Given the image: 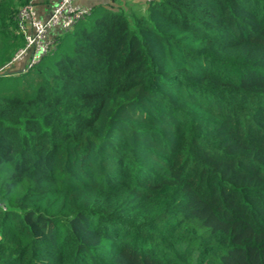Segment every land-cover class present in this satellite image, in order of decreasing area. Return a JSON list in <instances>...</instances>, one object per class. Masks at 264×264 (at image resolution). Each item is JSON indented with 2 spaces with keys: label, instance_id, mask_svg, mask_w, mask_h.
I'll return each mask as SVG.
<instances>
[{
  "label": "trees",
  "instance_id": "16d2710c",
  "mask_svg": "<svg viewBox=\"0 0 264 264\" xmlns=\"http://www.w3.org/2000/svg\"><path fill=\"white\" fill-rule=\"evenodd\" d=\"M139 4L0 72V264H264V0Z\"/></svg>",
  "mask_w": 264,
  "mask_h": 264
},
{
  "label": "built area",
  "instance_id": "2783aa9c",
  "mask_svg": "<svg viewBox=\"0 0 264 264\" xmlns=\"http://www.w3.org/2000/svg\"><path fill=\"white\" fill-rule=\"evenodd\" d=\"M35 2L27 0L17 11L16 27L22 33L24 43L0 68L1 72H13L38 63L53 46L55 35L51 31L67 30L89 10L76 0H58L49 14L42 18L37 14Z\"/></svg>",
  "mask_w": 264,
  "mask_h": 264
},
{
  "label": "crops",
  "instance_id": "0c3cea01",
  "mask_svg": "<svg viewBox=\"0 0 264 264\" xmlns=\"http://www.w3.org/2000/svg\"><path fill=\"white\" fill-rule=\"evenodd\" d=\"M58 0H36L35 5H36V10H37V14L44 18L46 17L51 8L54 6V4L57 2ZM79 4L90 8L95 4H106L108 5V3L110 2H115V1H119V0H76ZM122 2H124V0H120ZM131 1V0H130ZM135 1V0H133ZM141 2L143 0H140ZM51 34L55 35L56 34V29L51 31Z\"/></svg>",
  "mask_w": 264,
  "mask_h": 264
},
{
  "label": "rangeland",
  "instance_id": "374dc122",
  "mask_svg": "<svg viewBox=\"0 0 264 264\" xmlns=\"http://www.w3.org/2000/svg\"><path fill=\"white\" fill-rule=\"evenodd\" d=\"M115 3L116 4H127V5H129V4H131V3H133L134 5H135V8H136V10H135V12H137V13H140V12H142L143 13V6H142V11L141 10H138L137 8H138V6L139 5H141V4H139L140 3V0H135V1H133V0H124V2H122V1H115ZM119 5V6H120ZM140 9V8H139ZM16 14V13H15ZM7 16V13H4V16H3V18L2 19H0V25L2 26V22H4V23H6V24H10L9 23V20H8V18L6 17ZM14 17H15V15H14ZM1 28V27H0ZM2 28H4L3 26H2ZM9 28H12L11 29V32H12V30L13 29H15L14 27H11V24H10V27ZM14 32H16L17 31V29H15V30H13ZM9 31H7L6 29L4 30V31H1V29H0V56H1V53L3 52V50L5 49V48H7V47H10L11 46V43L13 42V40L12 39H9V38H11L10 37V33H8ZM14 51H16V50H14ZM13 54H15L14 52L12 53V55ZM7 62V61H6ZM6 62H4L2 65H0V68L6 63ZM4 71V70H3ZM1 72V71H0Z\"/></svg>",
  "mask_w": 264,
  "mask_h": 264
}]
</instances>
